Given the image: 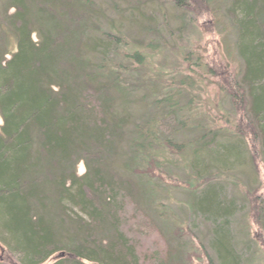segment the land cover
Masks as SVG:
<instances>
[{"label": "trees", "instance_id": "obj_1", "mask_svg": "<svg viewBox=\"0 0 264 264\" xmlns=\"http://www.w3.org/2000/svg\"><path fill=\"white\" fill-rule=\"evenodd\" d=\"M199 1L173 4L185 8ZM1 2L0 233L20 264H45L59 253L64 257L52 264H185L183 253L168 245L145 252L144 239H151L157 225L136 210L133 187L123 179L136 177L126 179L152 204L160 162L169 154L188 156L196 169L200 152L202 160L214 157L220 164L202 171V192L194 198L202 200L199 211L210 232V255L203 251L202 264H241L229 233L235 204L216 187L230 179L222 177V167H230L234 149L218 140H250L264 165V0H230L226 12L242 73L224 76L220 90L227 88L222 96L235 121L227 117L217 129L197 125L202 144L195 142V148L164 136L163 122L182 115L183 108L172 91L160 98L140 92L146 85L136 76L148 59L140 50L144 42L126 41L105 9L108 0ZM202 3L210 9L207 0ZM111 8L118 15L114 4ZM145 48L158 50L153 44ZM203 69L215 75L213 68ZM153 87L155 94L161 90ZM137 107L150 110L142 124L131 114ZM80 163L85 173L78 176ZM244 200L258 230L256 242L264 247V200L256 191L246 192ZM127 204L139 222L128 217Z\"/></svg>", "mask_w": 264, "mask_h": 264}, {"label": "rangeland", "instance_id": "obj_2", "mask_svg": "<svg viewBox=\"0 0 264 264\" xmlns=\"http://www.w3.org/2000/svg\"><path fill=\"white\" fill-rule=\"evenodd\" d=\"M207 1L210 9L206 8L202 0L187 3L185 8L175 7L173 0H108L105 6L108 15L117 20L116 26L121 29L128 43L136 40L144 42L140 50L147 54L148 59L136 76L142 78L146 85L144 91L139 89L140 92H145L151 98H160L172 91L175 101L183 108L182 115L177 118L170 116L163 122L161 130L164 136L178 144H190L193 148L197 145L195 142L202 144V130H196L197 125L201 129L202 126L208 128L211 125L217 129L224 125L223 120L227 117L235 121L234 109L228 97L222 96L223 90L227 88L221 85V91L220 84L226 82L222 79L224 76L230 75L232 79L234 74L238 77L242 73V64L236 53V33L226 12L230 0ZM113 4L115 9L118 8V15L111 8ZM145 29L148 35H145ZM9 42L12 45L10 38ZM147 44L158 46V50H147ZM205 65L213 68L214 76L207 75L203 69ZM180 82H185L184 87L180 86ZM153 85L161 89L157 94L152 92ZM131 114L135 122L142 124L149 117L150 110L137 107L131 110ZM181 123L188 127L180 130ZM218 141L226 142L234 149L232 154L235 159L227 163L230 167H222V177L230 179L216 186L222 189L225 200L235 204L234 214L228 217L231 243L243 256L241 264H264V247L260 240L256 242L258 230L249 220L248 202L244 200L245 193L253 191L264 200V165L257 158V146H251L247 144L250 140L237 136H227L225 141L219 137ZM210 158L202 160L200 152L195 159L198 167L192 169L188 156L183 158L169 154L165 163L160 162V177L152 181L158 191L152 204L142 201L137 196L134 183L126 179L128 177L137 181L136 177L127 176L123 179L128 186L131 184L133 187L132 202L139 206L136 210L157 225L153 226L157 231L151 239H144L146 253L163 251L168 245L173 253H183L179 258H184L185 264H202L203 251L210 255L209 225L202 221V212L199 211L202 209V200L194 199L202 192V180L198 179L202 171L208 172L211 166L219 168L220 164L216 160L210 163ZM76 173L78 176L85 173L82 163L76 167ZM126 207L132 222H139L140 219H135L138 215L133 212V206L127 204ZM156 216L162 220H157ZM7 241V237L0 233V264H20L18 255L8 248ZM54 258L45 264H52Z\"/></svg>", "mask_w": 264, "mask_h": 264}, {"label": "water", "instance_id": "obj_3", "mask_svg": "<svg viewBox=\"0 0 264 264\" xmlns=\"http://www.w3.org/2000/svg\"><path fill=\"white\" fill-rule=\"evenodd\" d=\"M63 257H64V253H59V254H57V255L55 256L54 261H55V260L62 259Z\"/></svg>", "mask_w": 264, "mask_h": 264}]
</instances>
